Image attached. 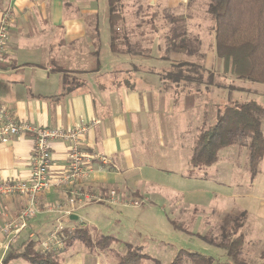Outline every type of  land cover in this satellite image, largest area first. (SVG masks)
Here are the masks:
<instances>
[{
  "label": "crops",
  "instance_id": "1",
  "mask_svg": "<svg viewBox=\"0 0 264 264\" xmlns=\"http://www.w3.org/2000/svg\"><path fill=\"white\" fill-rule=\"evenodd\" d=\"M8 10L11 26L0 60V101L19 119L46 126L76 127L99 120L81 142L111 160L104 166L95 162L87 176L68 183L64 180L68 146L55 141L51 185L38 195L37 216L16 236L2 229L24 207L26 197L0 195V264H31L23 258L3 259L11 249L23 248L31 232L42 239L55 225H86V217L80 219L83 210L94 202L108 204L97 198L106 197L111 189L149 197L148 185L156 181L162 167L153 161L157 150L152 152L147 146L162 145L161 160L172 164V146L190 133L196 141L201 131L196 128L206 116L201 102L205 103L208 92L203 88L191 97L190 88L167 85L161 79L160 70L172 62L195 59L173 61L152 53L141 58L133 50H112L108 0H0V22ZM136 14L143 19L153 17L147 11ZM174 17L183 19L185 25L190 16ZM149 22L143 23V29ZM210 27L213 30V21ZM155 47L153 42L145 46L148 50ZM68 74L80 75L79 83L69 91L63 85ZM190 127L194 131L189 132ZM33 145L30 135L0 143V183L29 179ZM166 145L171 146L168 155ZM188 163L191 166L190 158ZM166 170L173 171V167Z\"/></svg>",
  "mask_w": 264,
  "mask_h": 264
},
{
  "label": "rangeland",
  "instance_id": "2",
  "mask_svg": "<svg viewBox=\"0 0 264 264\" xmlns=\"http://www.w3.org/2000/svg\"><path fill=\"white\" fill-rule=\"evenodd\" d=\"M208 2L209 0H122L118 7L122 20L116 23L119 28L115 41L117 50H133L141 58L152 53L155 57L173 61L194 60L195 55L200 53L205 62L204 66L207 65L215 74L216 80L225 84L218 88L211 87L213 91L209 88L208 93H204L205 103H201L206 106V116L202 126L196 128L199 130L213 125L218 112L224 110L226 105L256 100L264 106L263 83L224 74L222 62L219 63L215 53V34L210 27L211 17L207 15ZM146 11L153 16L151 19L136 16V13ZM175 14H189L184 27L180 28L183 21L175 20L174 18H179L174 17ZM173 20L176 22H170ZM145 21H150V26L145 25L143 29ZM184 29L186 37L192 40L188 43L190 52H174L170 48L169 38ZM151 42L156 47L146 49L145 46ZM68 78L72 85L78 84L80 75L68 74ZM176 86L178 85L174 84ZM212 92L214 96L210 98ZM262 127L264 132V118ZM190 131L194 130L190 127ZM194 145L195 139L192 140L190 133L184 141L172 146L175 150L173 157L170 156L172 164L161 160L160 155L164 151L162 145H148L147 148L152 152L157 150L152 156L153 161L162 167L156 181L148 185V189L152 191L150 198L145 195L136 196L141 198V205L126 208L100 202L92 203L94 205L83 210L80 218L86 217V225L80 226L88 229L93 243H63L61 251L58 252L57 263L118 264L120 256L128 248H135L140 254L149 255V258L141 260L142 264H156L154 259L161 264H170L180 250L213 257L214 264L227 262L230 260L226 251L207 242L204 236L215 242L222 240L221 227L231 220L228 224L230 231L233 226L232 219L235 217H240V220L242 218L239 229V233L245 236L242 257L254 264L262 262L264 158L257 175L252 176L248 148L244 145H232L221 151L220 160L212 166L193 167L189 165L188 159ZM170 147H164L167 155L170 154ZM167 167H173V171L166 170ZM164 168L166 169L163 170ZM85 211L89 213L86 214ZM243 212L246 213L244 217L241 216ZM55 226L54 230L59 227ZM64 229L76 228L64 226ZM49 234L42 240H46ZM103 236H112V239L106 242ZM103 246H106L105 249ZM15 263L17 262H9ZM181 264L192 263L183 256Z\"/></svg>",
  "mask_w": 264,
  "mask_h": 264
},
{
  "label": "trees",
  "instance_id": "3",
  "mask_svg": "<svg viewBox=\"0 0 264 264\" xmlns=\"http://www.w3.org/2000/svg\"><path fill=\"white\" fill-rule=\"evenodd\" d=\"M122 0H108L111 32V48L116 51L115 41L118 38L116 23L122 20L118 10ZM208 14L213 21L215 34V53L223 62L224 74H231L237 79L255 81L264 84V0H209ZM124 18V17H123ZM182 20L181 18H174ZM173 20V23L176 21ZM176 26V25H175ZM185 25L181 24V27ZM185 29L170 36V48L174 52H190ZM180 38V41L178 40ZM190 40V41H189ZM195 42V41H194ZM194 61L172 62L168 68L160 70L161 79L167 84H176L190 88L189 95L195 96L201 89L225 85L216 80L215 74L202 64V55L197 53ZM69 78L64 77L63 85L67 91L72 85ZM230 89H233L229 86ZM264 106L256 100H247L236 105H226L220 110L216 122L202 129L195 141L190 164L193 167H209L220 160L221 151L232 145H244L249 150V165L252 176H256L260 163L264 158L263 132ZM242 213L241 216H245ZM233 226L228 230L229 220L221 227L222 240L215 242L204 236V239L224 249L230 261L218 264H254L242 257L245 236L239 233L242 218H233ZM106 242L112 236H103ZM71 241H82L91 245L93 240L86 227H77L66 231V245ZM40 241L30 239L23 248L11 249L3 262L15 258H23L31 264H58V252L36 249ZM106 246L102 248L105 249ZM61 251V250H60ZM186 256L192 264H214L213 257L197 252L180 250L170 264H181ZM147 254H140L138 249L128 248L120 256L118 264H142ZM156 264H161L154 259ZM258 264H264V260Z\"/></svg>",
  "mask_w": 264,
  "mask_h": 264
},
{
  "label": "built area",
  "instance_id": "4",
  "mask_svg": "<svg viewBox=\"0 0 264 264\" xmlns=\"http://www.w3.org/2000/svg\"><path fill=\"white\" fill-rule=\"evenodd\" d=\"M10 26L11 12L8 10L4 12L0 22V60L3 58L2 52L9 38ZM98 123L99 120L95 119L91 123H83L76 127L36 124L19 119L7 104L0 101V143H10L26 135L32 136L34 142L29 179L0 183V195L20 194L26 197L24 207L11 222L3 227V233L8 236L11 233L13 236L18 235L29 227L30 220L39 213L38 195L51 185L50 168L55 141L65 142L68 146V169L65 171L64 178L68 183L87 176L93 171L95 162L102 166L111 163L107 155L88 148L81 142L82 136L88 134ZM97 199L110 205H141V198L119 193L116 189H111L106 197ZM66 230L63 226L57 227L46 240L38 239L40 241L39 248L45 251L59 252L61 245L65 243ZM29 236L30 239H37L32 232Z\"/></svg>",
  "mask_w": 264,
  "mask_h": 264
},
{
  "label": "water",
  "instance_id": "5",
  "mask_svg": "<svg viewBox=\"0 0 264 264\" xmlns=\"http://www.w3.org/2000/svg\"><path fill=\"white\" fill-rule=\"evenodd\" d=\"M71 218H73V219H77V216H71Z\"/></svg>",
  "mask_w": 264,
  "mask_h": 264
}]
</instances>
